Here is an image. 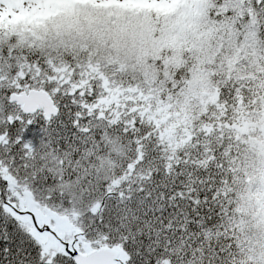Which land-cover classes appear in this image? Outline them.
Wrapping results in <instances>:
<instances>
[{
	"label": "snow or ice",
	"instance_id": "1",
	"mask_svg": "<svg viewBox=\"0 0 264 264\" xmlns=\"http://www.w3.org/2000/svg\"><path fill=\"white\" fill-rule=\"evenodd\" d=\"M0 264H264V0H0Z\"/></svg>",
	"mask_w": 264,
	"mask_h": 264
}]
</instances>
